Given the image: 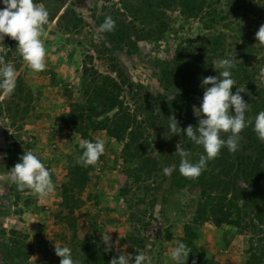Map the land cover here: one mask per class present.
<instances>
[{
    "label": "rangeland",
    "instance_id": "374dc122",
    "mask_svg": "<svg viewBox=\"0 0 264 264\" xmlns=\"http://www.w3.org/2000/svg\"><path fill=\"white\" fill-rule=\"evenodd\" d=\"M36 2L49 12L41 37L45 70L34 73L22 60L16 41L7 36L2 40L0 56L14 66L17 81L11 96L0 91V173L8 171V144L20 143L49 169L55 188L41 198L30 189L18 191L14 184L0 182V264H60L55 246L69 247L75 264H103L106 247L116 256L130 255L128 237L143 241L139 254L145 256V264H175L171 251L183 242L186 228L194 256L218 264H248L253 255L255 264H264V191L247 175L248 165L259 163L264 169V143L252 127L240 134L236 153L224 147L209 161H217L222 186L202 189L234 194L247 215L255 217L253 229L216 226L200 214L194 191L172 185L179 165L175 145L181 136H171L168 118L175 116L182 134L187 126L195 127L194 98L203 96L195 70L198 24L175 9L155 14L148 0ZM109 16L116 22L115 30L98 31ZM88 51L101 59L95 67L112 71L121 84L122 101L134 123L143 124L145 130L139 132L151 144L152 162L136 184L139 161L126 155L125 141L100 130V120L94 119L96 131H90L89 138L103 139L105 151L82 190L68 185L70 165L81 151L79 142L89 140L75 132L69 117L74 105L86 102L84 92L93 78L82 65ZM259 90L264 92V85ZM188 143L184 137L186 149L203 152ZM169 165L176 167L165 175L163 168ZM105 235L110 237L107 245ZM190 260L189 255L185 264Z\"/></svg>",
    "mask_w": 264,
    "mask_h": 264
},
{
    "label": "trees",
    "instance_id": "16d2710c",
    "mask_svg": "<svg viewBox=\"0 0 264 264\" xmlns=\"http://www.w3.org/2000/svg\"><path fill=\"white\" fill-rule=\"evenodd\" d=\"M153 6L156 14L157 10H177L183 19L194 21L198 24L199 35L197 43L198 60L195 65L198 79L219 74L214 71L213 64L220 59H230L234 67L232 78L235 86L243 92L241 96L248 104L245 113L246 120L254 123L256 115L264 111V92L260 86L264 85V45H258L255 34L261 25H264V0H148ZM257 44V45H256ZM101 60L95 53L87 52L83 56L82 65L88 69L93 78L87 86L84 94L86 102L74 105L69 113L75 132L89 138L90 131L94 129L93 120L99 119L97 126L104 130L109 136L125 141L124 150L132 160H138L140 168L134 183L142 180V171L151 164L152 159L148 156L150 143L147 138L142 137V123H134L131 111L122 101V86L112 76V71L107 68H97L94 63ZM97 65H100L99 63ZM231 89L236 92V87ZM202 97L194 98L198 107ZM190 100V99H188ZM89 124L85 125V123ZM85 125V126H84ZM92 125V127H90ZM252 127V125H249ZM132 132V133H131ZM89 140H91L89 138ZM186 146H195L191 142ZM24 149L20 143H9L7 155L8 169L19 162V157ZM192 153L193 161H198L202 153ZM82 154V149L78 158L74 159L70 165V177L68 185L77 190H82L88 182V173L94 169L95 165L84 167L78 163ZM144 163V165H143ZM208 162L206 169L196 179L186 178L175 171L172 185L177 189H186L195 192L198 196L200 214L206 220L216 226L223 224L232 226L239 230H251L255 226V217L247 215L236 198L230 195H215L205 193L203 187H221L222 179L216 173L217 161ZM249 179L255 180L259 191H264V169L259 163L247 166ZM128 187H125L122 194H127ZM127 240L132 245L130 255L139 254L144 249L143 241L137 237H128ZM190 249L189 264H218L212 260H205L200 255H195L193 238L186 228L182 240ZM118 256V255H117ZM116 257L114 251H107L103 264H110ZM248 264L254 263V256Z\"/></svg>",
    "mask_w": 264,
    "mask_h": 264
},
{
    "label": "clouds",
    "instance_id": "9594fccd",
    "mask_svg": "<svg viewBox=\"0 0 264 264\" xmlns=\"http://www.w3.org/2000/svg\"><path fill=\"white\" fill-rule=\"evenodd\" d=\"M0 5H3V9L0 10V53L4 52L3 37L7 36L16 41V48L28 68L34 73L44 71L46 49L41 37L44 26L48 23V10L43 3H37L36 0H0ZM115 27V20L109 16L105 17L98 31L112 32ZM255 40L258 45H264V25L256 32ZM213 66L215 72L219 70V74L202 78L200 87L203 96L199 106H193V115L198 118L197 125L187 126L182 134L175 116L168 118L171 136H181V141L175 145V154L179 158L177 170L180 175L190 179L198 178L206 169L208 162L214 160L222 148L227 147L230 152L236 153L241 140L240 134L250 124L256 138L264 143V111L256 115L254 123L246 120L248 104L241 96L243 91L235 86V80L232 78L233 62L224 58L215 62ZM16 81L17 72L14 66L11 63H4L3 57L0 56V91L6 96H11L15 91ZM234 86L236 92L232 93L231 89ZM184 137L203 149L198 161H193L191 152L184 147ZM79 147L82 154L78 163L88 167L99 161L105 151V142L103 139H97L95 142L81 139ZM175 167L166 166L163 173L168 175ZM0 182H10L18 191L30 189L41 198L47 197L55 188L49 169L31 151L23 152L18 163L7 172L0 173ZM102 239L107 245L110 237L105 235ZM109 250L108 247L105 248L106 252ZM54 253L60 258V264H75L69 247L55 246ZM189 253L185 243L177 242L171 251L170 259L175 264H185ZM110 264H145V256L143 253L135 256L120 254L114 257Z\"/></svg>",
    "mask_w": 264,
    "mask_h": 264
}]
</instances>
